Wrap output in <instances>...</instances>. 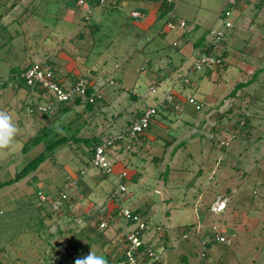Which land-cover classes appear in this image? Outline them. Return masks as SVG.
Wrapping results in <instances>:
<instances>
[{
    "label": "rangeland",
    "instance_id": "obj_1",
    "mask_svg": "<svg viewBox=\"0 0 264 264\" xmlns=\"http://www.w3.org/2000/svg\"><path fill=\"white\" fill-rule=\"evenodd\" d=\"M77 1L0 0V111L17 127L0 148V182L45 149L43 141L23 151L45 128L49 139L69 138L36 171L0 187V264H75L92 250L107 264H123L131 227L114 205L116 168L128 173L122 203L147 223L144 240L164 250L153 264H264V0H174L147 32L130 16L134 0ZM227 11L233 25L223 63L193 71L200 56L194 44L209 45ZM46 59L62 82L83 78L102 98L92 109L73 99L34 109L54 94L43 98L20 72ZM169 91L171 109L158 105L145 133L126 132ZM192 95L203 107L189 102ZM121 134L106 150L114 167L108 174L92 163L90 149L96 138ZM39 190L46 201L37 234L27 227ZM214 223L231 243L212 242L201 256L193 232L208 236Z\"/></svg>",
    "mask_w": 264,
    "mask_h": 264
},
{
    "label": "built area",
    "instance_id": "obj_2",
    "mask_svg": "<svg viewBox=\"0 0 264 264\" xmlns=\"http://www.w3.org/2000/svg\"><path fill=\"white\" fill-rule=\"evenodd\" d=\"M104 0H101L103 2ZM163 2H166L168 5L172 4L174 0H162ZM83 0H80L79 3H82ZM229 11H227V15L223 21V26L220 29L215 30L213 33L215 35V39H213L214 45L211 51L209 52H203L198 57V60L195 62L194 66L192 67V70H198L201 69L204 66H214L218 64H222L224 61V57H222V51L224 50L222 46L223 38L225 36L226 29L229 27H232V21L228 19ZM133 17H139L141 16V12L138 10L132 11ZM175 18V14H172V17L169 21H167V26L173 27L175 21L173 20ZM181 27H185V22H180ZM164 31V30H163ZM21 76H23L26 79V82L28 85L34 87H38L42 91L43 98H48V90L53 92L54 98L49 97L46 104H38L36 106L37 109L40 110H47L52 107L54 101H57L59 103L69 101L71 99L75 100L77 97H81L85 101H89L92 103H95L98 101V99L102 98L101 90L98 88H95L89 83H86L85 79L79 78L75 80L73 83L67 85L64 82H62L60 79H58L55 75L54 70L52 69L51 65L47 62H44L42 64H34L30 67L26 68L25 71L21 73ZM182 81L188 82L187 77L181 78ZM93 88L92 93H88L87 89L89 87ZM151 92L153 94H157L158 89L156 86L151 87ZM174 99V93L172 92H166L164 97L160 100V102L157 105H150L148 106L145 111L139 116V118L133 123L130 132L138 135L145 131V129L150 125L152 116L157 113V106L158 105H165L171 103ZM189 102L196 105L197 108L203 107L204 103L199 102L197 98L192 95L189 97ZM122 138V135L114 136L108 138L105 142L99 143L96 147V151L94 153V156L92 158V163L101 168L103 171H105L108 174L113 173L114 167L110 163H108L106 159V150L107 148L113 146L115 142ZM224 143V141H222ZM83 173L85 171H82ZM119 177L121 178L120 184L114 188L112 192V196L114 198L115 203L117 204V207L120 210V214L126 218L127 225L131 227L129 231L125 233L126 240L128 242V246L125 250V257L123 264H138L139 259L145 258V260L149 258H154L158 260L161 256L164 250L161 252H156L149 242L145 241L143 238L144 230L147 227V223L140 218V216L134 212L130 207L124 205L122 203L123 195L127 191L126 184L124 183L125 179H128V173L126 170H123L119 173ZM38 197L39 202L42 204L46 201V195L39 190L38 191ZM62 197H66V193H62ZM222 207V206H221ZM218 207L219 209L222 208ZM101 226H105V222L100 223ZM212 233L208 236L202 235L200 233V229L197 228L194 230V235L200 238V243L202 246V252L201 256H206V248L209 246L212 242H222L224 244L229 245L231 243L230 238L225 234L224 228L222 224L214 223L211 225ZM183 237L188 238L189 234L184 233Z\"/></svg>",
    "mask_w": 264,
    "mask_h": 264
},
{
    "label": "trees",
    "instance_id": "obj_3",
    "mask_svg": "<svg viewBox=\"0 0 264 264\" xmlns=\"http://www.w3.org/2000/svg\"><path fill=\"white\" fill-rule=\"evenodd\" d=\"M163 2V1H162ZM163 4H164V6H165V9L167 10L168 9V4L166 3V2H163ZM140 17V16H139ZM135 18H137V17H135ZM203 40V39H202ZM202 40H200V41H202ZM199 43V42H198ZM213 45H214V42H213V40H212V42L211 43H209V45H207L205 48H204V51L203 52H209V51H211L212 50V48H213ZM225 50V49H224ZM222 51V57H225V55H227L228 53L226 52V50L225 51ZM46 62L48 63V64H50V65H52L50 62H49V60H47L46 59ZM31 65H28L27 67H25L24 69H23V71H25V69L26 68H28V67H30ZM52 67V66H51ZM52 69H53V67H52ZM54 70V69H53ZM23 71H21L20 73H22ZM22 77V79H24L25 81H26V79L23 77V76H21ZM27 83V82H26ZM246 83H248V81L247 82H240V83H238L235 87H234V89H233V91H232V94H235L236 93V91L238 90V89H240L242 86H244V85H246ZM92 91H93V88H92V86L91 87H89L88 89H87V92L88 93H92ZM74 102L76 103V104H81V103H83V102H85L86 104H85V106L86 107H88L89 109H92L93 108V104L94 103H92V102H89V101H84L81 97H77L75 100H74ZM63 103H65V102H63ZM171 104L172 103H169V104H167V106H171ZM150 106V105H149ZM159 106H157V113H158V111H159V108H158ZM36 107L34 106V109H35ZM65 110L64 111H68V110H70L71 109V107L70 106H66L65 108H64ZM146 109V108H145ZM145 109L140 113V114H138L135 118H134V120H132V122L129 124V127H132V125H133V123L139 118V116L145 111ZM157 113H155V114H157ZM129 127H128V130L126 131L127 133L131 130H129ZM150 128V125L145 129V131L143 132V133H145L148 129ZM143 133H141V134H143ZM51 135H52V130H50V129H44V131H43V133H41V134H38L37 136H35V138L31 141V142H29V143H26L25 145H24V147H23V151H27V150H29L31 147H33V146H35V145H38L39 143H41V142H43V141H45L46 142V146H45V149L39 154V155H37L36 157H34L33 159H31L19 172H17L16 174H15V176L14 177H12V178H10V179H8V180H5V181H3V182H0V187H3V186H6V185H11V184H13V183H15V182H18L19 180H21V179H23L24 177H26L27 175H29L31 172H33V171H36L39 167H40V165L47 159V158H49L53 153H54V151H55V149H57L59 146H61V145H64L65 143H67L68 141H69V138L68 137H59V138H57V139H54V140H52V139H49V138H51ZM122 135V138H123V134H121ZM139 135V134H138ZM72 137H74V136H72ZM121 138V139H122ZM76 140H79V138H75ZM83 139V141H85V142H88L90 139H87V138H82ZM99 144V140L96 138V140H95V142H93V145H92V147H91V153H92V155L94 156V153H95V151H96V147H97V145ZM123 170H125V168L123 169ZM122 170V171H123ZM45 204H44V202L42 203V204H40V205H36V206H34V216H33V218L32 219H34V221H35V223H33V225H32V223L27 227V230L29 229V231L31 230H35V232H37V234H39V227L40 226H42V224H43V216L41 215V207L42 206H44ZM119 209V208H118ZM134 212L135 213H139L138 212V210H134ZM35 225V226H34ZM33 227H35V228H33ZM211 244V243H210ZM209 244V245H210ZM47 251V250H46ZM125 257V256H124ZM157 260L155 259L151 264H153V263H155ZM127 264V263H126Z\"/></svg>",
    "mask_w": 264,
    "mask_h": 264
},
{
    "label": "crops",
    "instance_id": "obj_4",
    "mask_svg": "<svg viewBox=\"0 0 264 264\" xmlns=\"http://www.w3.org/2000/svg\"><path fill=\"white\" fill-rule=\"evenodd\" d=\"M79 1L80 0L77 1L78 4H79ZM121 2L122 0H113L111 4L116 6L120 4ZM134 2L137 4V6L131 10L130 16H132V11L134 10H138L141 12V17H143V19L141 17H137L134 19H135V26L140 28L143 32H147L152 27H154L155 24L162 18V16H164L166 12V9H165V6L162 0H134ZM82 3H84V1ZM139 18L142 20H138ZM160 32L163 33L165 31L160 29ZM202 41L194 44L195 45L194 49H198L200 52L199 54L203 53L202 51H204V48L206 47L205 43H203ZM245 86L246 85L242 86L241 88H245ZM172 107L173 106H170L169 109H171ZM115 170H116L115 174L118 176L120 172V168H116ZM114 205L117 206L116 203H114Z\"/></svg>",
    "mask_w": 264,
    "mask_h": 264
},
{
    "label": "clouds",
    "instance_id": "obj_5",
    "mask_svg": "<svg viewBox=\"0 0 264 264\" xmlns=\"http://www.w3.org/2000/svg\"><path fill=\"white\" fill-rule=\"evenodd\" d=\"M17 133L16 124L10 113L0 111V148L9 145ZM75 264H107L102 255H98L93 250L82 258H77Z\"/></svg>",
    "mask_w": 264,
    "mask_h": 264
}]
</instances>
